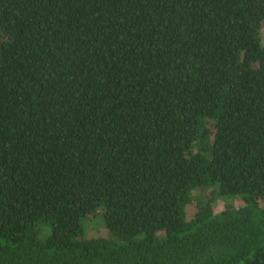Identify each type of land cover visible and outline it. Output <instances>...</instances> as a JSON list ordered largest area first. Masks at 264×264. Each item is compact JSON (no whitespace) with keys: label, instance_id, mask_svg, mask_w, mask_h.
Here are the masks:
<instances>
[{"label":"trees","instance_id":"trees-1","mask_svg":"<svg viewBox=\"0 0 264 264\" xmlns=\"http://www.w3.org/2000/svg\"><path fill=\"white\" fill-rule=\"evenodd\" d=\"M263 27L264 0H0V264H264Z\"/></svg>","mask_w":264,"mask_h":264},{"label":"rangeland","instance_id":"rangeland-1","mask_svg":"<svg viewBox=\"0 0 264 264\" xmlns=\"http://www.w3.org/2000/svg\"><path fill=\"white\" fill-rule=\"evenodd\" d=\"M262 40L264 42V27L262 30ZM194 206L195 205L193 204L192 206L189 207L190 213L193 211L192 207H194ZM221 206H222L221 202L219 204H217V210H220ZM192 213L190 214V216L192 215ZM105 234H106V231H105L103 225L101 223L94 222L92 224V229L90 231H88L86 235H87V237H95V236H105Z\"/></svg>","mask_w":264,"mask_h":264}]
</instances>
